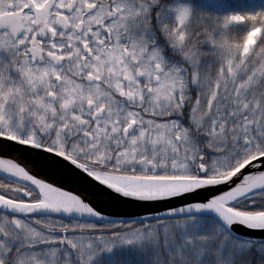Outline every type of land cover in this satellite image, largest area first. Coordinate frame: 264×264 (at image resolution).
<instances>
[{
    "label": "snow or ice",
    "instance_id": "snow-or-ice-1",
    "mask_svg": "<svg viewBox=\"0 0 264 264\" xmlns=\"http://www.w3.org/2000/svg\"><path fill=\"white\" fill-rule=\"evenodd\" d=\"M0 264H264V0H0Z\"/></svg>",
    "mask_w": 264,
    "mask_h": 264
},
{
    "label": "water",
    "instance_id": "water-1",
    "mask_svg": "<svg viewBox=\"0 0 264 264\" xmlns=\"http://www.w3.org/2000/svg\"><path fill=\"white\" fill-rule=\"evenodd\" d=\"M18 158H22V157H18ZM54 179L58 183H62L68 189H71L74 191H83V189L79 188L75 183L64 180L63 178H61L59 176L54 177ZM85 198H88V197L86 196ZM167 206H177L178 207L179 202L176 200H173V201L169 202ZM156 210L161 211L162 208L157 206ZM108 212L110 214L123 216L125 218H127V216H129V215L142 214V210L140 208L136 207L135 205H120V206H115V207L109 206Z\"/></svg>",
    "mask_w": 264,
    "mask_h": 264
},
{
    "label": "trees",
    "instance_id": "trees-1",
    "mask_svg": "<svg viewBox=\"0 0 264 264\" xmlns=\"http://www.w3.org/2000/svg\"><path fill=\"white\" fill-rule=\"evenodd\" d=\"M227 2L233 3V4H242L248 2V0H227Z\"/></svg>",
    "mask_w": 264,
    "mask_h": 264
},
{
    "label": "rangeland",
    "instance_id": "rangeland-1",
    "mask_svg": "<svg viewBox=\"0 0 264 264\" xmlns=\"http://www.w3.org/2000/svg\"><path fill=\"white\" fill-rule=\"evenodd\" d=\"M205 3H216L218 0H204Z\"/></svg>",
    "mask_w": 264,
    "mask_h": 264
}]
</instances>
